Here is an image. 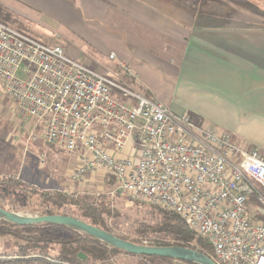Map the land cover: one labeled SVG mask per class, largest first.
Here are the masks:
<instances>
[{"label": "built area", "instance_id": "1", "mask_svg": "<svg viewBox=\"0 0 264 264\" xmlns=\"http://www.w3.org/2000/svg\"><path fill=\"white\" fill-rule=\"evenodd\" d=\"M108 58L118 75L0 22V92L76 155L72 181L101 170L119 197L179 214L217 264H264L261 153L135 90L130 65Z\"/></svg>", "mask_w": 264, "mask_h": 264}, {"label": "crops", "instance_id": "2", "mask_svg": "<svg viewBox=\"0 0 264 264\" xmlns=\"http://www.w3.org/2000/svg\"><path fill=\"white\" fill-rule=\"evenodd\" d=\"M14 3L52 20L64 36L86 41L91 59L112 53L126 61L135 90L229 133L236 145L256 148L264 158V0H0L9 11H17ZM73 56L86 60L79 50ZM20 116L15 134L32 156L45 154L61 171L66 158L76 166L75 154L60 157L44 141L43 123ZM22 184L78 193L92 185ZM134 256L125 254L124 262L138 264Z\"/></svg>", "mask_w": 264, "mask_h": 264}, {"label": "rangeland", "instance_id": "3", "mask_svg": "<svg viewBox=\"0 0 264 264\" xmlns=\"http://www.w3.org/2000/svg\"><path fill=\"white\" fill-rule=\"evenodd\" d=\"M14 7L17 11H9L0 6V18L7 21V24L11 25L13 28L40 40L45 44H60L65 52V54L77 61H81L78 57L73 56L74 53L79 50L84 55L83 61H87L91 66H95L106 71L108 69L114 68V61L110 60L107 56L106 59L99 61L98 59H91L93 53L90 54L88 49L92 50L86 41L85 43L78 40V36L67 34L64 36V31L58 25L41 16L37 12L31 10L23 11L22 7L14 3ZM21 10V11H20ZM70 31V30H66ZM65 31V32H66ZM72 32V31H71ZM86 53V54H84ZM73 54V55H72ZM101 62V63H95ZM21 114L13 102L6 96L0 95V159L10 157V161L0 160V175L1 178H14L15 183H92L90 188H87L84 192H69L71 194L88 196L90 199L96 202L105 201L106 206L112 210L113 216L107 219L108 224L114 228L117 232L130 233V229L134 225L135 219L137 222L151 223L155 215L152 213L154 205L149 203H143L141 201H136L128 198L119 197L114 191V181L111 176L105 172L99 170L94 172H89L79 179V181H72L70 179V174L74 169V163L72 159L66 158L64 171L61 168L53 167L50 165L49 157L45 154L34 157L28 152L27 147H24L19 143V138L16 137V125L20 123ZM35 134V133H33ZM33 134L30 135L33 138ZM29 141V139H28ZM50 146V145H48ZM56 154L65 155L61 150L50 146ZM61 157V156H60ZM71 160V161H70ZM64 161V162H65ZM42 163V164H41ZM42 170L40 169V166ZM4 166V168H3ZM16 166V168L14 167ZM29 170L34 171L32 175L26 174ZM20 171V174H17ZM25 172V173H24ZM58 173V178L54 173ZM26 176V177H25ZM0 182V207L7 210L18 212L23 215H41L44 204L42 200L37 195L31 196L28 200L25 199V194L23 190L19 188L10 187V185L1 184ZM13 183V181L11 182ZM38 191H58V190H48L41 188L39 186H33L29 184H24ZM27 201V202H26ZM24 203V205H21ZM147 204V205H146ZM42 205V206H41ZM128 228V229H127ZM27 235V233H23ZM4 241H6V248H2L0 255V262L7 259L6 257L12 256L16 251L15 239L10 236H0ZM1 250V249H0ZM57 248L53 249L51 252L55 253ZM124 253H118L110 256L108 259L96 261L91 264H128L125 258H123ZM129 255V254H126ZM137 258L138 264H154L153 261L148 259L134 256ZM163 261H155V263ZM187 264L182 261L169 260L164 261L163 264ZM1 264V263H0Z\"/></svg>", "mask_w": 264, "mask_h": 264}, {"label": "trees", "instance_id": "4", "mask_svg": "<svg viewBox=\"0 0 264 264\" xmlns=\"http://www.w3.org/2000/svg\"><path fill=\"white\" fill-rule=\"evenodd\" d=\"M0 22L7 23L2 18H0ZM112 71L118 75L116 65ZM128 84L133 86L135 80L131 78ZM142 93L151 97L146 91ZM12 181L13 183H11ZM0 182L23 190L27 200L34 195L40 197L44 204L42 214L70 215L134 243L159 246L179 245L213 257L212 248L207 239L191 230L184 219L174 211L155 206L151 210L155 215L153 222H137L135 219L130 233L117 232L107 222L113 213L106 206L105 201L96 202L88 196L71 194L66 191H38L33 187L15 183L14 178L0 177ZM23 233H27V235ZM0 236L14 238L17 248L15 252H12L14 254L7 256V259L0 262L1 264H91L90 262L108 259L118 253L129 254L77 230L50 223L19 226L0 219ZM55 248H57L56 252L52 253L51 251ZM79 252L84 253L87 259H80L77 256ZM0 255H2L1 252ZM139 257L153 262L171 260L156 256L141 255Z\"/></svg>", "mask_w": 264, "mask_h": 264}, {"label": "water", "instance_id": "5", "mask_svg": "<svg viewBox=\"0 0 264 264\" xmlns=\"http://www.w3.org/2000/svg\"><path fill=\"white\" fill-rule=\"evenodd\" d=\"M0 219L19 226L40 223L63 225L87 234L110 247L122 250L131 255L156 256L194 264H217L211 257L195 249L179 245L159 246L146 243H134L70 215L41 214L31 216L0 207ZM77 256L80 259H87V256L81 252Z\"/></svg>", "mask_w": 264, "mask_h": 264}]
</instances>
